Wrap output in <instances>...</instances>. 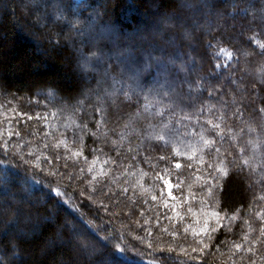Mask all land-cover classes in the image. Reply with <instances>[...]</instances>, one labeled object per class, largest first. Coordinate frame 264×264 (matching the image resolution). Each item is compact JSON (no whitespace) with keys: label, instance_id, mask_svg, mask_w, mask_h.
I'll use <instances>...</instances> for the list:
<instances>
[{"label":"trees","instance_id":"trees-1","mask_svg":"<svg viewBox=\"0 0 264 264\" xmlns=\"http://www.w3.org/2000/svg\"><path fill=\"white\" fill-rule=\"evenodd\" d=\"M38 1L0 11V198L45 199L0 214L18 228L0 229V264H264V0H207L195 19L175 0ZM89 24L115 37L92 49ZM105 53L193 72L169 70L174 99L148 93L150 68L137 95Z\"/></svg>","mask_w":264,"mask_h":264},{"label":"rangeland","instance_id":"rangeland-1","mask_svg":"<svg viewBox=\"0 0 264 264\" xmlns=\"http://www.w3.org/2000/svg\"><path fill=\"white\" fill-rule=\"evenodd\" d=\"M50 0H41V2H49ZM178 4L181 5V8L183 9L184 12H186L188 15H190V17H193V19H195V15H197L198 13H200L202 10L205 11V15L206 17H210L212 16L211 13H213V9L211 8L210 3L207 2V0H175ZM251 1V0H250ZM40 3V0L38 1ZM44 3H41L42 5ZM4 5V0H0V11L3 10V6ZM24 7V6H23ZM42 9V10H41ZM40 10H38L39 14H43V6ZM37 12L35 11V16H36ZM38 15V14H37ZM222 18H224L222 16ZM173 20H177L175 17ZM204 23L207 21V19L202 20ZM202 23L196 22L194 24H192V27L194 30H199V28H202ZM165 26L164 21L157 19V20H153L151 23H148V27H146L145 25V30H151L153 28H160ZM96 25L95 24H89L87 27V30L85 32V35L83 36L84 39H80V43H85L86 45H89L92 47V49H95L98 44L103 41H110V38L115 37L114 33L111 31H108V33L110 34L109 36H105L103 34V32H99L97 30H95ZM165 28V27H164ZM99 33V34H98ZM89 36V37H86ZM106 39H105V38ZM87 38V39H86ZM103 38V39H102ZM74 39H76L74 37ZM138 39L140 41H144V38L142 37H138ZM161 39V38H160ZM161 41L163 43H165V41L163 39H161ZM173 47L175 45H172ZM196 46L194 47V50H196ZM155 49V48H154ZM156 50V51H155ZM153 50L154 53L157 52V49ZM129 51L125 52V55L128 54ZM128 57H130L129 55H127ZM91 60H93V58H91ZM110 60H118L119 64H121L122 66H124V68L122 70H120L119 74H125L128 73V75L130 76V83L129 86L132 87V91L134 94L139 95L141 92H144V90L141 87V84H139L137 81H139V77L142 76L145 72H147L150 68H156L157 72H158V78L159 80H157L155 83L152 84L150 91H148L149 94L151 95H160L163 94L167 97V95L165 94L166 91H171L173 92L176 89L180 88V83L177 81L174 82H168L167 81V74L169 72V70H171L172 68H175L176 66H181V70L184 72H193L192 69L185 63H183V57L181 54H178V58L177 61H168L166 64L164 65V62H161L160 60L155 59L152 55H149L147 57H145V59L142 62V65H140V67L136 68L135 66H129L126 65V60H122L121 57H119V55H115V54H103V57L98 59V63L99 66H107L108 62ZM149 62H151V64H149ZM154 66V67H153ZM108 67V66H107ZM141 69V72H139V70ZM92 69L89 67H87L86 69H83V72L86 73L87 71L90 72ZM104 77V82H109L111 84V86L115 87L113 85V82L110 80L109 76L107 74L103 75ZM84 82H86V79L84 78ZM103 83L102 80H99V84ZM169 92V93H171ZM171 95V94H170ZM114 96V94L112 96H110L109 98H112ZM174 99L177 97V91L171 95ZM9 174V173H8ZM2 177H5L6 174H2ZM6 187V186H5ZM8 191V195H2L0 198V214H4L7 215L8 218H19L20 216H17L16 214L13 213V210H11L13 207H17L18 210L21 212L22 210H24L26 208V206H30L32 204V206L35 207H39V206H43L45 204V199H44V195L40 194L39 195V199L35 200L34 198L30 197L27 199L21 198V199H16L14 198V191L12 189L9 188H5ZM24 191H29V186L23 187ZM14 214V215H13ZM12 215V216H11ZM20 215V214H18ZM21 220V218H19ZM15 221V220H14ZM34 222V221H33ZM27 223V222H26ZM67 228H69L70 230H72V226H73V222L69 219L67 221ZM25 226V225H23ZM2 229V234H4L5 236H11L15 233H17V226L16 227H9V223H4L1 219H0V229ZM33 230V227L31 228V231ZM30 232V229L27 230V233ZM80 233L82 236L85 237V239L89 238V229L86 227L82 230H80ZM81 240V239H80ZM89 242V249L93 252V255H96L98 252H100L103 248V243L100 240H95V241H91V240H87ZM94 263L96 264V261H94ZM97 264H120L115 260H106L105 262H97Z\"/></svg>","mask_w":264,"mask_h":264},{"label":"snow or ice","instance_id":"snow-or-ice-1","mask_svg":"<svg viewBox=\"0 0 264 264\" xmlns=\"http://www.w3.org/2000/svg\"><path fill=\"white\" fill-rule=\"evenodd\" d=\"M209 143H210V142H209ZM176 167H177V168H180L181 165H180V164H177ZM167 187L169 188V193H170V195H171V188H172V184H171V182H167Z\"/></svg>","mask_w":264,"mask_h":264}]
</instances>
